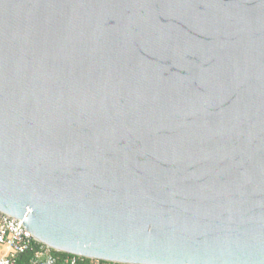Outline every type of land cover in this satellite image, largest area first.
I'll return each mask as SVG.
<instances>
[{
    "label": "water",
    "instance_id": "water-1",
    "mask_svg": "<svg viewBox=\"0 0 264 264\" xmlns=\"http://www.w3.org/2000/svg\"><path fill=\"white\" fill-rule=\"evenodd\" d=\"M0 213L109 264H264V0H0Z\"/></svg>",
    "mask_w": 264,
    "mask_h": 264
},
{
    "label": "built area",
    "instance_id": "built-area-1",
    "mask_svg": "<svg viewBox=\"0 0 264 264\" xmlns=\"http://www.w3.org/2000/svg\"><path fill=\"white\" fill-rule=\"evenodd\" d=\"M21 224L0 213V264H109L69 255L63 259L54 258L51 250L34 241ZM25 256L27 259L19 263Z\"/></svg>",
    "mask_w": 264,
    "mask_h": 264
},
{
    "label": "trees",
    "instance_id": "trees-1",
    "mask_svg": "<svg viewBox=\"0 0 264 264\" xmlns=\"http://www.w3.org/2000/svg\"><path fill=\"white\" fill-rule=\"evenodd\" d=\"M50 254H51L52 257L57 258V259H63L65 257H67V255H65V254L56 253L54 251H50ZM26 259H27V257L25 256L24 259L21 262L19 261V263H23V261H25ZM84 262H87V261L85 260Z\"/></svg>",
    "mask_w": 264,
    "mask_h": 264
}]
</instances>
